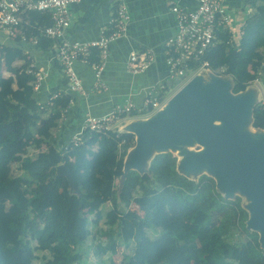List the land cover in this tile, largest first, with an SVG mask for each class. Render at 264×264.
Segmentation results:
<instances>
[{"label":"trees","instance_id":"trees-1","mask_svg":"<svg viewBox=\"0 0 264 264\" xmlns=\"http://www.w3.org/2000/svg\"><path fill=\"white\" fill-rule=\"evenodd\" d=\"M243 4L253 13L240 43L220 28L206 56L211 72L232 77L234 94L264 77V0ZM51 24L49 13L30 12L16 45H0V202L8 198L18 209L0 217V264H37L38 252L50 253L42 256L43 264H86L91 252L102 261L117 250L113 234L110 242L102 240V222L135 244L122 264H264L260 235L248 230L241 197L226 199L213 177H186L171 152L157 154L146 173L131 170L124 177L126 157L136 145L132 133L86 130L79 147L71 143L84 122L83 111H68L78 94L66 90L65 79V92L41 108L34 88L38 72L21 47L36 40L41 51L54 50V41L41 33ZM90 62H100L99 50ZM54 66L62 72L56 61ZM74 117L79 121L73 123ZM253 127L264 130L263 103L253 110ZM12 163L21 164L23 175H12ZM61 164L70 168L78 192L57 173ZM235 231L246 241L234 242ZM238 250L244 258H234Z\"/></svg>","mask_w":264,"mask_h":264},{"label":"built area","instance_id":"built-area-1","mask_svg":"<svg viewBox=\"0 0 264 264\" xmlns=\"http://www.w3.org/2000/svg\"><path fill=\"white\" fill-rule=\"evenodd\" d=\"M87 0H0V32L15 39L22 31L24 18L33 11L49 13L52 24L41 29L43 37L54 41V60L62 68L64 77L68 82L67 90L78 95H85L83 80L75 70V64L81 62L89 65L94 72L95 82L98 86L100 75L105 63L111 55L112 45L129 35L132 14L126 0H114L116 12L111 21L110 28H104L98 39L89 42H74L68 37L72 27V7ZM192 8L183 7L178 3L171 6L175 19V33L165 43V62L167 76L156 85L144 91L141 101L132 98V95L116 104L113 109L102 116H95L90 111L84 114L81 128L72 136L71 143L79 147L83 143L86 130L103 134H111L123 115H137L146 112L154 115L172 97L171 91L186 78L188 72L209 70L206 56L215 45L216 33L222 28L232 33L233 41L237 32V25L241 36L244 33L245 21L251 16L247 11L240 21L241 9L232 8L226 0H192ZM26 40L24 39L23 42ZM35 44L38 42L35 40ZM100 51V62L91 63L93 50ZM156 55L152 50L133 52L130 54L128 65L132 75L144 74L155 63ZM34 67V66H33ZM42 77L37 75L35 91H39ZM56 94L48 101L39 102L41 108L52 105L58 97ZM264 104V102H263Z\"/></svg>","mask_w":264,"mask_h":264},{"label":"water","instance_id":"water-1","mask_svg":"<svg viewBox=\"0 0 264 264\" xmlns=\"http://www.w3.org/2000/svg\"><path fill=\"white\" fill-rule=\"evenodd\" d=\"M206 72L188 81L151 117L132 121L131 131L126 132L135 135L136 145L126 157L124 177L131 170L146 173L157 154L182 150L181 174L190 178L192 172L204 170L226 199L233 200L236 192L245 195L249 201L245 209L250 212L247 228L259 233L264 250V133L257 137L251 131L257 104L252 91L234 94L233 81L213 72L206 81ZM216 121L223 126H216ZM192 139L207 150L183 149ZM57 173L78 192L69 167L64 164Z\"/></svg>","mask_w":264,"mask_h":264},{"label":"crops","instance_id":"crops-1","mask_svg":"<svg viewBox=\"0 0 264 264\" xmlns=\"http://www.w3.org/2000/svg\"><path fill=\"white\" fill-rule=\"evenodd\" d=\"M226 1L232 8L248 9V7L243 6V0ZM126 2L132 14L129 35L127 38L116 41L112 45L111 59L109 58L105 63L98 86L96 85L94 74L88 71L90 66L86 64L85 66L81 62L77 63L76 71L83 80L85 95H76V100H73L69 106L68 111L73 112L74 116L77 115L75 113L76 108H78L79 115H81L82 111L83 114L90 111L95 116L105 115L116 104L121 103L131 95L133 99L138 100V97L143 95L148 87L156 85L159 81L165 79L167 76L164 53L165 43L176 30L171 6L174 3L187 8L194 6L192 0H126ZM115 12L116 5L114 0H87L74 5L72 7V27L68 32L69 39L74 42H89L98 39L102 29L110 28V23ZM240 25H237V32L234 36V41L237 44L242 39L240 31H238ZM8 38L10 39V43L1 41L0 45H16L14 39ZM21 47L32 56L34 62L32 66H34L38 75L42 77L39 91L36 92L38 102L48 101L52 96L64 93L66 88H63L62 83L65 77L64 73L57 70L54 66L55 50L48 52L41 51L34 41L24 43ZM148 50L155 52V63L144 74L132 75L128 65L130 54ZM40 52L49 53L47 61L42 60L44 56ZM207 73L214 76L211 70H207ZM207 73H205V76H207ZM195 76L196 74L194 73L186 81H190ZM224 77L223 79H227L230 82L233 81L230 76ZM249 91H252L255 104L263 103L264 77L261 80L253 82L245 92ZM133 119L135 118L131 117L130 120V117H127L123 120L127 123L128 120L132 121ZM76 120L79 121L78 117H74L73 123ZM123 120L118 122L116 127L118 126L122 129V126L126 124L123 123L121 125ZM66 122L69 121L66 120ZM124 131L126 132V130ZM58 135L56 136L57 139L60 137Z\"/></svg>","mask_w":264,"mask_h":264},{"label":"rangeland","instance_id":"rangeland-1","mask_svg":"<svg viewBox=\"0 0 264 264\" xmlns=\"http://www.w3.org/2000/svg\"><path fill=\"white\" fill-rule=\"evenodd\" d=\"M243 6L245 7L244 4H243ZM245 11H247L249 14H252L253 13V11L251 9L249 10V8L248 9L243 8L242 13L239 14L240 16H238V19H240V21L243 19V17H245V14H244ZM1 41H4L5 43H10V39L8 38V36L6 35V33H4V32H0V42ZM40 53L44 56V59H42V60L47 61V59L49 57V53H42V52H40ZM78 63H80V62H78ZM83 65H85V64H83ZM76 68H77V63L75 64V70H76ZM88 71H90L92 74H94L93 70L90 67L88 68ZM203 71H206V70H203ZM3 72H4L5 75H8V73H6V71H5L4 68H3ZM199 72L201 73L202 71H199ZM194 73H196V72H193V71L192 72H188L186 78H184L182 81H180V83L178 84V86H174L173 87L172 91L170 92L171 95H174L179 89H181L186 83H188L186 80L188 78H190ZM204 77H205L206 81H210L212 75L209 74V73H207V76H204ZM223 78H225V77H223ZM143 96H144V94L143 95H140L138 97L139 102L141 101V99H142ZM151 116H152L151 114H147L146 112H143L142 114L137 115V116H134L132 118H135L133 120H143V119H147V118H149ZM130 120H131V117H130ZM130 120H128L127 123H126V121L123 120V122L121 123V125H123V123L124 124L126 123V124L124 126H122V127L124 128L128 123H130L131 122ZM122 129H120L118 126L117 127L115 126V130H118L120 133L125 132ZM251 131H253V130H251ZM182 147H183V149H187L189 151H197V150H200L201 149V147H198V145L193 150H191L190 147H187V146H182ZM173 155L175 157H177V153H173ZM177 159H179V158L177 157ZM92 163H94V161L93 162L91 161V164ZM11 173H12V175L14 177H19V176L23 175V170H22L21 164H19V163H12L11 164ZM204 174H207V172H205L204 170H202V171H196V172H192L191 174H189V177L191 179L197 181ZM117 187H118V190H119L120 187H121V181H119L117 183ZM19 196H21V192L18 193V197ZM236 197H241V199H242V205H243L244 208L247 209V205H248L249 201L245 197V195H243L241 192H236V194L232 195V197H230V198L234 200V199H236ZM110 209H111V205L108 204L106 210H110ZM132 209L138 210V208H136L135 206H132ZM16 211H18V209L16 208L15 205H13L8 200V198H4L0 202V217L9 216L11 213L16 212ZM69 216H70V221H71L74 216L72 214L69 215ZM100 228L104 232V234H103L104 236H103V239L102 240L105 243L106 242L107 243L110 242V240H111V234L114 235L113 238H114V241H115V243L117 245V250H116V252L114 254H110L109 253L106 256H104V258H103L102 261H100L99 259L95 258L94 254L91 252V254L86 258V260H87L86 261V264H122L129 256H131L133 254V250H134L135 244L133 242H131L130 244H126L120 237H118L116 235V233H115L116 232V228L115 227L107 226L106 224H104V222H102ZM149 234L152 237H156V236L160 235L158 232L157 233H154L153 231H149ZM235 234L236 235L234 237V242L238 243L240 241H242V242L246 241V238L245 237H242V235L240 234V231H235ZM37 254L40 257V259L37 261V264H43L44 263V260L42 259V256L46 255V256L50 257V253H48V252L47 253H45V252H38ZM244 257H245V253L243 251H241V250H238L234 254V258L235 259H237V258H244Z\"/></svg>","mask_w":264,"mask_h":264},{"label":"bare ground","instance_id":"bare-ground-1","mask_svg":"<svg viewBox=\"0 0 264 264\" xmlns=\"http://www.w3.org/2000/svg\"><path fill=\"white\" fill-rule=\"evenodd\" d=\"M207 71V70H206ZM205 72V71H204ZM199 75V74H198ZM133 122L131 121L130 123H128L123 129L124 130H128V131H131V124ZM215 125L218 126V127H222L223 126V123L220 122V121H216L215 122ZM246 130H249L248 127H245ZM244 129V130H245ZM253 131H255V134L257 135V137L261 134V133H264V131L260 132L259 130L257 129H253L251 128ZM197 145L199 146V144L195 141V139H192L191 140V144H190V149L193 150L195 147H197ZM207 150V147L206 146H203L201 147V150H199L200 152H205ZM130 153L133 152V148L129 150ZM183 151L180 150V149H176L173 153H177V157L179 158V161H183L184 157L181 155ZM64 164H61L59 165L57 168H61L63 167Z\"/></svg>","mask_w":264,"mask_h":264}]
</instances>
